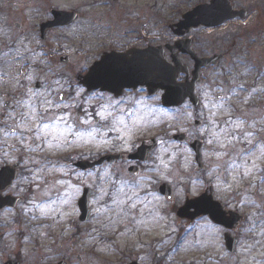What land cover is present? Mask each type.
I'll return each instance as SVG.
<instances>
[{
  "label": "flooded vegetation",
  "instance_id": "flooded-vegetation-1",
  "mask_svg": "<svg viewBox=\"0 0 264 264\" xmlns=\"http://www.w3.org/2000/svg\"><path fill=\"white\" fill-rule=\"evenodd\" d=\"M190 1L96 2V7L101 8L92 12L102 13L103 19L97 18L99 25H92L89 34L83 36L82 41H93L97 51L84 70L77 69L80 63L74 61V55L75 59L80 60L77 57L79 48L63 49L60 45L54 47L48 43L53 31L70 26L47 28V31L41 34V25L51 19L45 21L37 26L39 35L33 42L21 39L27 30L24 22L18 21L17 15L10 21L13 38L5 36V31L0 26V33H3V36H0V80L6 83L5 89L0 88V264H166L169 250H155L154 247L136 249L94 247L95 238L102 235L97 225L99 222H105L100 219L110 222L111 214L119 213V207L110 206L115 204L111 201L102 202L101 206H97L96 176L108 173L111 176L109 180L114 182L112 187L116 191L123 188V192L130 194L131 190L137 189L139 197H145V201H140V204L151 203L147 208L149 209L147 220H151L150 226L155 231V218L151 217L155 215L153 204L155 189L166 183L155 184V151L160 145V141L155 139L156 112L169 114L189 104L186 102L179 109L164 108L160 104V92L149 94L145 88H137L113 93L86 87L83 81L92 66L106 55L121 62L130 59L133 54H139L146 62L154 63L157 54L158 58L170 63L173 55L170 46L177 39L174 37L171 41L169 39L161 41L155 37V12H191L197 6L211 5L215 0L199 1L186 5L183 9L182 7ZM226 1L233 10H241L235 9L230 0ZM24 11L20 8L17 12ZM62 11L54 7L47 9L49 13ZM244 11L249 15L248 9ZM137 12H148L150 23L148 19L143 23L144 15L136 14ZM80 20L81 17L75 24ZM171 25H167V28L173 35ZM204 31L207 32L205 28L198 27L179 39L190 38L193 41V50L200 58L223 54L225 57L221 64L230 52L225 49L224 44L220 53H204L199 47L204 41L203 37L195 39L194 35V32ZM233 41L231 48L234 50L237 38L234 37ZM33 44L36 48H32ZM35 49H38L41 55H37ZM64 51L67 54L62 55ZM178 58L187 63L189 71L192 70L193 63L188 56L178 53ZM60 67L65 68V74L60 73ZM121 69V66L117 65L108 71V75L111 76V70H114L115 76L121 79L122 74L119 73ZM211 69L215 68L202 69L200 72V81L196 87L198 97L199 88L205 81V74ZM68 76L71 79H67ZM64 78L67 79L66 82ZM184 79V75L179 77L180 82ZM51 80L55 82L51 83ZM16 84L20 90L17 96L11 90L17 86ZM44 84L51 86L48 100L43 94ZM26 90H30L29 98L22 96V91ZM47 90L49 91L45 89V92ZM75 99L77 104H74ZM200 107L199 97L198 107L190 109L196 111ZM145 113H148L147 120L141 119L133 124L136 114L143 116ZM121 117L123 123L120 122ZM193 122H199V126L184 133L187 142L176 145L186 148L194 158L191 143L200 142V168L196 166V170L206 174L213 166L203 158L207 150V138L194 136L205 123L199 118H194ZM130 136H133V139L128 141ZM100 139L109 141L113 146L96 157L95 143ZM248 140L245 137L232 139L231 142L239 145L234 156L237 158L249 156L243 153L250 150L249 146L246 147ZM126 144L129 146L124 148ZM107 156H117V159L113 161L105 159L100 165H96ZM112 165L113 167L120 165L121 168L120 170L109 168ZM228 166L226 165L222 171H227ZM260 168L264 171V160ZM222 173L220 179L224 177ZM245 179L243 173L237 176L239 182ZM233 188L226 183L222 191L207 184L200 193L212 196L214 203L219 204L218 208L217 204H213L216 215H219L221 208L223 218L228 222L231 221L233 213L241 214L237 210L239 200L235 199L241 194L240 192L233 194ZM248 189L249 186L244 185L243 190ZM210 203L204 201L202 205L207 206ZM164 204L174 215L180 207L176 205L175 200L164 201ZM101 207H105V210L98 211L97 209ZM193 213L194 210L187 212L189 216ZM203 214L199 218L188 217L183 221L184 228L195 231L198 224L202 225L203 237L207 238L202 252L217 251L233 257L239 253L244 240L250 242L254 240L252 234L245 233L252 231V228L248 224V218L243 214L241 221L225 226L213 222L206 211ZM97 217L100 218L98 223ZM226 236L235 242L233 252H229L225 247ZM99 238L106 242L110 241L108 238Z\"/></svg>",
  "mask_w": 264,
  "mask_h": 264
},
{
  "label": "rangeland",
  "instance_id": "rangeland-1",
  "mask_svg": "<svg viewBox=\"0 0 264 264\" xmlns=\"http://www.w3.org/2000/svg\"><path fill=\"white\" fill-rule=\"evenodd\" d=\"M99 1L0 0V26L5 31V36L9 35L13 38L10 21L17 15L18 21H23L27 30L21 39L33 42L39 35L37 26L51 19L47 12L48 8L74 11L81 20L71 27L53 31L48 43L54 47L60 45L63 49L79 48L77 57L80 60L75 59L74 55V61L80 63L77 69L84 70L97 53L93 41H82V39L89 34L92 25H99L97 18L103 19L102 13L92 12L94 9L100 10L101 7H96L95 4ZM199 1L203 0H191L182 8ZM164 2L165 0H161L160 3ZM230 2L235 9H248L250 12L248 17L245 20L228 22L212 31L194 32L195 39L203 37L204 41L199 47L204 53H220L224 44L225 49L230 52L218 68L206 72L205 81L199 88L201 107L195 111L186 105L169 114L156 112L158 122L155 121V139L160 141V145L155 151V184L166 182L171 185L176 205L180 206L186 196H198L207 184L222 191L226 183L230 184L234 187L233 194L238 192L241 194L235 197L237 201L239 200L237 210L248 218L252 231L245 233L252 234L254 240L250 239L252 242L244 240L239 253L233 257L217 251L202 252L204 241H207L202 234V225L198 224L196 231L184 228L185 223L177 220L174 213L170 212L156 189L155 203H153L155 215H151L155 218L154 231L150 226L151 220H147V210L149 211L147 208L151 203L141 205L140 201H145V197H139L137 189L131 190L130 194L123 192V188L116 191L112 187L113 180H109L111 176L104 172L105 175L101 173L96 176L95 201L97 206H101L102 202L111 201L115 204L110 206L119 207V213L118 215L112 213L110 222L96 218L97 223L100 220L105 222H99L97 225L102 235L95 238V248L154 247L155 250H169L166 264H264V176L260 168L264 160V0H230ZM20 8L25 11L17 12ZM147 13L136 14L144 15L143 23H146L147 19L150 23V16ZM183 13L185 12H155V37L161 41L167 39L171 41L174 36L169 32L167 25L176 23ZM144 33L145 31L142 32ZM0 36H3V33H0ZM234 37L237 41L233 50L231 45ZM32 48H36V45L33 44ZM35 51L37 55H41L38 49ZM65 54L66 51L62 55ZM60 68V73L65 74V68ZM67 79L71 78L68 76ZM67 79L63 80L66 82ZM0 88H6V83L2 79ZM43 88V94L48 100L51 86L44 84ZM45 89L49 91L45 92ZM11 90L16 96L20 94L18 85ZM22 92V96L29 98L31 95L30 90ZM216 95L222 96V99L215 100ZM74 104H77V99L74 100ZM194 118H199L205 123L194 136L207 138V150L203 158L213 166L206 174L196 170L194 159L186 148L177 146L171 141L174 134L194 129ZM219 123H222L221 127ZM21 130L25 131V129ZM237 137L250 140L246 146H249L250 150L243 152L249 156L242 158L234 156L239 145L231 141ZM129 139H133V136H130L128 141ZM112 146L109 141L97 140L96 157ZM128 146L129 144H126L123 147ZM161 146L167 151H161ZM226 165L229 166L224 172L222 169ZM109 168L120 170L121 166L112 165ZM221 173L224 177L220 179ZM239 173L244 174L246 178L244 181L237 180ZM244 185L249 186L250 189L243 190ZM97 210H105V207ZM99 237L108 238L110 241L106 242ZM245 238L248 239L247 236ZM89 247H92L91 241Z\"/></svg>",
  "mask_w": 264,
  "mask_h": 264
},
{
  "label": "water",
  "instance_id": "water-1",
  "mask_svg": "<svg viewBox=\"0 0 264 264\" xmlns=\"http://www.w3.org/2000/svg\"><path fill=\"white\" fill-rule=\"evenodd\" d=\"M52 15L54 21L43 25L41 27L42 33H44L46 28L68 25L76 20V16L71 13L53 12ZM245 15V12H233L227 1L215 0L211 2V5L199 6L192 12L186 13L182 17V20L175 25L176 30L173 32L180 36L187 33L189 29L199 26L216 28L229 20L244 18ZM181 29H184L185 32L179 31ZM190 43L191 41L178 42L170 48L171 52L178 50L180 53L190 57L194 63L193 71L190 74L187 67L177 59V55L172 56L171 64L158 58L159 56L157 54H155L154 63L146 62L139 54H133V57L130 59L128 58V60L124 59L121 62L117 59H110L109 56L106 55L92 66L87 77L84 78L83 84L92 89L99 88L102 91H110L113 93L120 92L123 89L144 87L149 94L161 91L163 93L161 96V104L164 107H179L186 100L193 106H196L198 101L195 96V86L199 82L200 70L211 65H217L223 56L199 59L197 55L192 52ZM117 65L122 68L119 72L122 74L121 79L115 76L114 70H111V76L108 75V71ZM181 74H184L186 77L183 83H178L177 80ZM216 99L219 100L220 96H217ZM175 139L181 141L184 137L179 136ZM199 147L200 146L197 144L192 145L196 153L197 163H199ZM159 193L168 199L171 198V192L166 185L160 188ZM205 200L211 201V198L201 196L193 201H187L184 208L179 210L177 215L179 217H186V210L193 208L196 211L195 216L203 215L206 211L214 222L224 226L237 221V219L233 217L231 221L228 222L222 215H216L214 211H212V208L215 209L213 204L205 208V206L201 205L202 201ZM226 245L229 250L233 249L234 244L232 241L227 239Z\"/></svg>",
  "mask_w": 264,
  "mask_h": 264
},
{
  "label": "clouds",
  "instance_id": "clouds-1",
  "mask_svg": "<svg viewBox=\"0 0 264 264\" xmlns=\"http://www.w3.org/2000/svg\"><path fill=\"white\" fill-rule=\"evenodd\" d=\"M148 113H145L143 116H140L139 114H136V118L133 120V124L138 123L141 119L147 120ZM120 122L123 123V117L120 118ZM91 135V133H89ZM161 151H167V149H164L163 146H161Z\"/></svg>",
  "mask_w": 264,
  "mask_h": 264
}]
</instances>
